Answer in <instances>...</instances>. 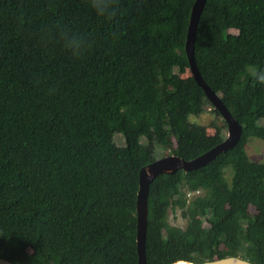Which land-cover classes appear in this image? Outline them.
I'll use <instances>...</instances> for the list:
<instances>
[{"label":"trees","instance_id":"1","mask_svg":"<svg viewBox=\"0 0 264 264\" xmlns=\"http://www.w3.org/2000/svg\"><path fill=\"white\" fill-rule=\"evenodd\" d=\"M193 2L117 0L107 21L88 0H0V258L137 264L139 169L155 148L190 160L225 138L223 120L212 135L189 120L211 106L182 76ZM53 25L89 35L92 47L73 56L49 38ZM194 59L242 132L209 163L150 183L146 264H264V160L246 151L264 141V84L250 75L264 69V0H206ZM169 209L183 228L168 223Z\"/></svg>","mask_w":264,"mask_h":264},{"label":"water","instance_id":"2","mask_svg":"<svg viewBox=\"0 0 264 264\" xmlns=\"http://www.w3.org/2000/svg\"><path fill=\"white\" fill-rule=\"evenodd\" d=\"M206 3V0H194L184 44V51L189 65L190 75L195 80L196 84L203 90L206 98L211 103L214 109L220 114L221 118L226 124L227 134L225 138L210 148L206 152L192 158L190 160L182 159L173 154L164 155L160 158H156L154 161L142 166L138 173V190L136 193L135 214H136V233H135V246L137 253V264H146L145 257V235L147 224V197L148 188L153 179L160 174H173L178 170L185 172L199 168L212 159H214L220 153L233 148L239 141L242 127L231 115L227 107L222 102L220 96L215 93L208 84L203 80L200 72L198 71L195 59H194V40L196 35L197 24L202 9ZM0 264H13L12 262L0 258ZM169 264H196L187 260H176ZM201 264H255L248 260L242 259L238 256H227L223 258H216L212 260H206Z\"/></svg>","mask_w":264,"mask_h":264},{"label":"clouds","instance_id":"3","mask_svg":"<svg viewBox=\"0 0 264 264\" xmlns=\"http://www.w3.org/2000/svg\"><path fill=\"white\" fill-rule=\"evenodd\" d=\"M88 4L102 20L111 21L118 14L117 0H88ZM49 38L58 41L73 56L83 55L92 47V38L89 35L67 26L53 25L49 30ZM250 75L256 82L264 84V69L254 67Z\"/></svg>","mask_w":264,"mask_h":264},{"label":"rangeland","instance_id":"4","mask_svg":"<svg viewBox=\"0 0 264 264\" xmlns=\"http://www.w3.org/2000/svg\"><path fill=\"white\" fill-rule=\"evenodd\" d=\"M190 74V71L187 70L185 73L182 74L183 77L188 76ZM213 106L211 105H206L204 107V110L199 114V115H190L189 120L194 123L202 124L206 127V131L209 135H212L215 131V126L216 125H221L223 120L221 116L216 115L213 112ZM227 134V131L225 130V136ZM117 147L118 151L120 153L124 152V140L121 134L119 133H114L113 137ZM155 157L160 158L164 155H166V152L163 151V149L160 148H155ZM246 151L250 159L254 161H263L264 160V141L253 138L251 139L247 146H246ZM252 209V208H251ZM167 221L170 225H175L179 227H184L186 224L185 219L181 216L180 211L177 210H168L167 213Z\"/></svg>","mask_w":264,"mask_h":264},{"label":"built area","instance_id":"5","mask_svg":"<svg viewBox=\"0 0 264 264\" xmlns=\"http://www.w3.org/2000/svg\"><path fill=\"white\" fill-rule=\"evenodd\" d=\"M198 193H199L198 190H195V191H187V192H186V197H187V198H191L192 196H194V195H196V194H198Z\"/></svg>","mask_w":264,"mask_h":264}]
</instances>
